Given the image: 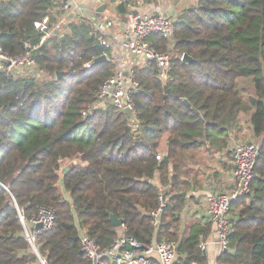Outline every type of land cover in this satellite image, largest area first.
<instances>
[{
	"label": "trees",
	"instance_id": "obj_1",
	"mask_svg": "<svg viewBox=\"0 0 264 264\" xmlns=\"http://www.w3.org/2000/svg\"><path fill=\"white\" fill-rule=\"evenodd\" d=\"M56 1L0 0L5 52L20 55L30 42L45 75L39 80L0 73V264H42L41 258L47 264H89L80 231L109 247L119 235L113 215L145 245L176 242L177 264H208L200 244L210 226L192 223L188 234L181 232L187 184L180 151L206 142L226 147L230 132L243 131L242 114L250 115L261 142L257 176L252 193L233 204L229 250L218 263L264 264V0H199L181 12L171 78L160 80L152 61L135 67L141 82L137 125L112 105L83 115L115 63L84 67L108 51L97 46L89 18L69 21L63 36L35 27L47 15L49 29L58 21ZM144 1H121L118 16L126 19ZM150 40L166 49L164 39ZM184 53L193 61L184 62ZM249 78L253 91L245 98L239 80ZM156 181L170 187L158 228L151 215L159 206ZM41 207L54 210L55 218L50 230L38 234L37 254L22 217L37 218Z\"/></svg>",
	"mask_w": 264,
	"mask_h": 264
},
{
	"label": "built area",
	"instance_id": "obj_2",
	"mask_svg": "<svg viewBox=\"0 0 264 264\" xmlns=\"http://www.w3.org/2000/svg\"><path fill=\"white\" fill-rule=\"evenodd\" d=\"M127 1V0H120ZM55 10L60 12L58 21L49 29L50 18L45 16L41 21L35 22V27L49 35L52 31L65 34V26L75 19L88 18L87 10L81 0H57ZM137 13L131 9L126 19L108 16L104 23L93 21L95 29L94 36H98L101 45L107 50L112 44L105 35V25L112 27L120 24L122 28V39L118 41L119 52L125 50L133 55L142 56L145 63L152 61L158 68V77L163 82L171 78V69L175 54V35L177 14H167L156 8L153 11H143L135 8ZM104 24V25H103ZM158 36L166 41V49L157 48L150 40L151 37ZM25 51L20 55H10L5 52L0 42V73L12 75L16 78L32 77L42 80L45 75L39 70L36 58L33 56L35 47L30 42H25ZM118 52V53H119ZM108 60H112L110 53L106 51ZM122 55V53H120ZM120 54L118 57H121ZM182 58V56H181ZM113 61V60H112ZM94 61L84 64L85 68H91ZM115 63V62H114ZM135 67H121L115 64L113 73L108 76L99 86L93 102H91L83 115L90 114L95 110L104 109L110 105L115 106L125 113L129 109L130 121L137 125L135 96L140 92L141 82L135 77ZM252 131V130H251ZM254 137V134L252 132ZM250 135V136H252ZM235 142V141H234ZM230 148L233 168L229 174V184L225 190L212 192L208 195L204 208L205 223L212 225L218 236L220 254L229 250V236L234 229L235 215L232 211L233 204L241 198L252 193V182L256 178V165L260 153L261 142L253 139H242ZM158 160H163L164 155L158 153ZM157 180V179H156ZM160 187L159 206L151 212L153 224L156 228L160 226L161 216L167 205V192L169 186ZM55 218L54 210L41 207L39 216L30 221H25L22 217L24 231L32 249L38 254L36 241L39 233L50 230ZM41 224L40 228H36ZM119 235L111 246L102 248L95 238L91 237L87 231H80L81 248L89 258V264H177L178 245L176 242L154 241L150 245L137 240L134 236L127 234L123 225L119 226ZM31 229V231H30ZM201 249L204 251L205 240L202 238ZM219 254V255H220ZM42 264H47L41 258ZM231 264V263H217Z\"/></svg>",
	"mask_w": 264,
	"mask_h": 264
},
{
	"label": "crops",
	"instance_id": "obj_3",
	"mask_svg": "<svg viewBox=\"0 0 264 264\" xmlns=\"http://www.w3.org/2000/svg\"><path fill=\"white\" fill-rule=\"evenodd\" d=\"M198 1L199 0H145L138 8L143 11H153L156 8H161V11L167 14L179 15L185 9L196 6ZM81 2L87 10V17L91 22L97 20L100 23H104V20L108 16L121 18V16H118L116 9V5L121 2L120 0H81ZM102 6H105L103 10L99 9L102 8ZM135 8L136 7H132L131 9ZM104 28L106 32L105 35L112 44L111 48H108V52L111 54L110 57L115 64H119L124 68L146 65L142 56L133 55L125 50L119 52L118 41L121 40L123 36L120 24H114L112 27H107L105 25ZM120 53H122V55ZM119 54L121 57H118ZM247 127L250 135H252L250 123ZM244 130L245 127L243 131ZM223 137V135H220V139ZM228 138L229 142L224 148L214 149L220 145L221 142H218L216 146H212L209 142H206L200 146L180 151L183 169L182 180L186 182L188 187V190L184 192L186 196V206L181 213V216L184 215L183 219L186 221L184 232L185 234L189 233L192 223H199L205 227L210 226V229L203 236L206 247L204 254L206 255L208 264L218 263L220 246L214 227L203 221L204 208L210 193L225 190L228 187L229 174L233 168L232 156L229 151L233 140H235L234 132H230ZM160 147L162 150L161 154L165 156L167 150V134L163 136ZM64 166L66 167L67 164H64L63 168Z\"/></svg>",
	"mask_w": 264,
	"mask_h": 264
},
{
	"label": "rangeland",
	"instance_id": "obj_4",
	"mask_svg": "<svg viewBox=\"0 0 264 264\" xmlns=\"http://www.w3.org/2000/svg\"><path fill=\"white\" fill-rule=\"evenodd\" d=\"M61 14V13H60ZM239 86H240V91L242 93V95L246 98L249 96L250 93H252L253 91V88H252V79L249 78V79H241L239 80ZM241 119H242V126H243V129L245 127V130L243 132H241L242 134H237V133H234L235 135V140H233V142L235 141H238V140H242V139H253L254 141H258L260 142V138H257V137H253V136H250V132L249 130L247 129L249 123H250V115L249 114H242L241 115ZM251 125V124H250ZM249 132V133H248ZM234 142V143H235ZM233 144V143H232ZM162 147V146H161ZM161 147L159 148V152L162 153V150H161ZM66 167H69V166H66ZM183 188L187 191L188 190V187L187 185L186 186H183ZM181 232L182 234H184L185 232V225H186V221L183 219L184 215L181 216ZM31 231V229H30Z\"/></svg>",
	"mask_w": 264,
	"mask_h": 264
},
{
	"label": "water",
	"instance_id": "obj_5",
	"mask_svg": "<svg viewBox=\"0 0 264 264\" xmlns=\"http://www.w3.org/2000/svg\"><path fill=\"white\" fill-rule=\"evenodd\" d=\"M105 6H102V8H99V9H102L103 10V8H104ZM132 12L133 13H137V10L136 9H134V10H132ZM97 46H101V42L98 40L97 41ZM184 62H192L193 61V58L189 55V54H187V53H184L183 55H182V58H181ZM108 60V58H107V55L106 54H102L101 56H98V57H96L95 58V60H94V62L95 63H101V62H104V61H107ZM63 75V72H57V78H59L60 76H62ZM185 101H187V100H185ZM125 113L128 115V116H130L131 115V112H130V110L129 109H126L125 110ZM167 159V158H166ZM77 160L75 159L74 160V164H77ZM70 169V167H64L63 168V171L64 172H67L68 170ZM111 220H112V223H113V225L115 226V227H119V226H121V225H123V220L121 219V218H118V217H116V216H112L111 217ZM42 225L41 224H37L36 225V228H40Z\"/></svg>",
	"mask_w": 264,
	"mask_h": 264
}]
</instances>
